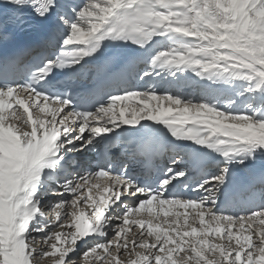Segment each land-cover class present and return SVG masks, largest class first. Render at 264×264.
<instances>
[{
	"label": "snow or ice",
	"instance_id": "snow-or-ice-1",
	"mask_svg": "<svg viewBox=\"0 0 264 264\" xmlns=\"http://www.w3.org/2000/svg\"><path fill=\"white\" fill-rule=\"evenodd\" d=\"M26 17L0 264H264V0H0L4 45Z\"/></svg>",
	"mask_w": 264,
	"mask_h": 264
},
{
	"label": "bare ground",
	"instance_id": "bare-ground-1",
	"mask_svg": "<svg viewBox=\"0 0 264 264\" xmlns=\"http://www.w3.org/2000/svg\"><path fill=\"white\" fill-rule=\"evenodd\" d=\"M189 75H192L191 73H189ZM89 155H93V154H89ZM238 178V177H237ZM190 195H192V193L190 192ZM51 197V196H50ZM48 199V197L46 198ZM54 199H57V197H52L51 199H48V200H54ZM46 213H47V209H45ZM48 261V260H47ZM43 264H50V261L49 262H43Z\"/></svg>",
	"mask_w": 264,
	"mask_h": 264
},
{
	"label": "rangeland",
	"instance_id": "rangeland-1",
	"mask_svg": "<svg viewBox=\"0 0 264 264\" xmlns=\"http://www.w3.org/2000/svg\"><path fill=\"white\" fill-rule=\"evenodd\" d=\"M47 260H48V259L44 260L43 262H49V261H50V260H48V261H47Z\"/></svg>",
	"mask_w": 264,
	"mask_h": 264
}]
</instances>
